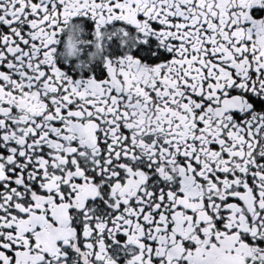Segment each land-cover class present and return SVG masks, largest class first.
<instances>
[{
    "label": "snow or ice",
    "instance_id": "1",
    "mask_svg": "<svg viewBox=\"0 0 264 264\" xmlns=\"http://www.w3.org/2000/svg\"><path fill=\"white\" fill-rule=\"evenodd\" d=\"M0 264H264V0H0Z\"/></svg>",
    "mask_w": 264,
    "mask_h": 264
}]
</instances>
